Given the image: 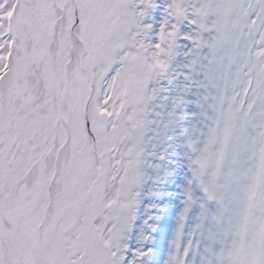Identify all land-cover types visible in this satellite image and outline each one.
I'll return each instance as SVG.
<instances>
[{"label":"snow or ice","instance_id":"1","mask_svg":"<svg viewBox=\"0 0 264 264\" xmlns=\"http://www.w3.org/2000/svg\"><path fill=\"white\" fill-rule=\"evenodd\" d=\"M0 264H264V0H0Z\"/></svg>","mask_w":264,"mask_h":264}]
</instances>
